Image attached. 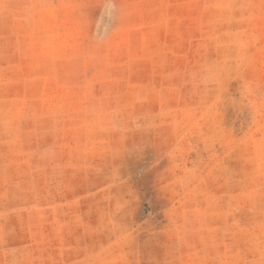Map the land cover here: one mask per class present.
<instances>
[{
  "label": "rangeland",
  "instance_id": "374dc122",
  "mask_svg": "<svg viewBox=\"0 0 264 264\" xmlns=\"http://www.w3.org/2000/svg\"><path fill=\"white\" fill-rule=\"evenodd\" d=\"M0 264H264V0H0Z\"/></svg>",
  "mask_w": 264,
  "mask_h": 264
}]
</instances>
